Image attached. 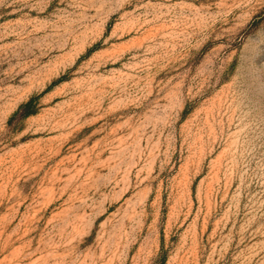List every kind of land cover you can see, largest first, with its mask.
<instances>
[{
    "label": "rangeland",
    "instance_id": "1",
    "mask_svg": "<svg viewBox=\"0 0 264 264\" xmlns=\"http://www.w3.org/2000/svg\"><path fill=\"white\" fill-rule=\"evenodd\" d=\"M0 264H264V0H0Z\"/></svg>",
    "mask_w": 264,
    "mask_h": 264
},
{
    "label": "trees",
    "instance_id": "2",
    "mask_svg": "<svg viewBox=\"0 0 264 264\" xmlns=\"http://www.w3.org/2000/svg\"><path fill=\"white\" fill-rule=\"evenodd\" d=\"M36 100H37V96H34L29 101H27L21 106V109L23 110V113H22L23 116H28L34 112L33 105Z\"/></svg>",
    "mask_w": 264,
    "mask_h": 264
}]
</instances>
